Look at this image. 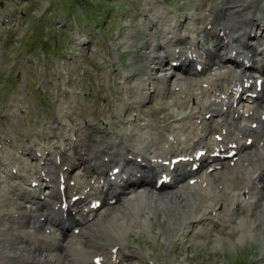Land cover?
Returning <instances> with one entry per match:
<instances>
[{"label": "bare ground", "instance_id": "bare-ground-1", "mask_svg": "<svg viewBox=\"0 0 264 264\" xmlns=\"http://www.w3.org/2000/svg\"><path fill=\"white\" fill-rule=\"evenodd\" d=\"M146 3L145 14L152 8L158 10L154 15L148 13V17L153 24L151 29L158 31L160 37L151 35L155 39L149 41L151 54L146 59L150 64L132 72L150 83L149 88L138 90L140 101L153 98L151 87L165 89L160 100L175 110V115H169L173 119L161 124L146 120V114H138L124 122L123 113L115 111L111 120L100 126L92 120L78 122L72 113L66 119L68 124L49 126L59 130L55 141L45 142V157L43 153L39 156L41 149L37 146L31 150L33 163L24 153L15 162H5L2 166L10 169L6 176L20 178L10 184L8 192L23 212H8L5 202L8 195L4 191V196L0 194V210L5 211H0V234H12L0 237V264H106L107 260L123 264L128 237L135 224L143 228L153 220H162L163 228L169 230L183 212V223L176 231L181 242L192 239L188 232L193 226L206 236L216 235L221 241L223 234L213 225L224 212L237 218L238 205L245 201L251 206L257 204L255 209L264 215V145L261 144L264 143V80L261 89L256 83L257 77L264 79L263 34L248 42L244 39L248 36L246 25L237 34L233 29L239 26L229 24V36L218 45L220 31L209 27L212 14L207 17V23L199 26L195 21L200 17L198 13H190L194 26L190 33L180 34L179 21L169 6L155 0ZM168 19L172 21L167 23ZM188 48L202 49L204 59L188 62L184 56ZM168 56L170 61L165 63ZM175 59L187 64L188 69L185 72L174 69L171 61ZM173 84L177 85V91L170 98ZM249 91L257 94L251 95ZM240 97H245L247 103L239 104ZM129 98L131 105L124 107L135 106L134 95ZM118 125L122 128L115 131ZM248 138L252 139L251 143L247 142ZM199 149H205L206 153L197 158ZM233 149V156L225 155ZM213 153L216 155L212 156ZM178 155L188 159L179 161L174 169L163 162ZM195 162L200 165L193 169ZM74 164L77 170L71 173L69 168ZM13 167L17 169L15 172ZM116 167L118 171L114 170ZM42 169L51 184L50 190L55 191V196L45 194L49 203L47 212L36 205L35 194L41 186L32 184L34 180L40 184L44 178ZM165 171L171 174L172 181H162L158 186V178ZM77 194V199H73ZM98 199L101 204L96 206ZM59 203L61 212L53 209ZM107 211L113 213L109 218L103 214ZM60 214L70 220L69 231L64 229ZM93 216L100 218L97 222L102 233H107L105 240L86 226L89 221L86 218ZM245 220L242 218L237 224L239 237L246 233L255 235V219L249 218L252 226H247ZM110 227L111 231L107 232ZM167 248L172 256L182 249L175 241ZM135 251L132 247V252ZM97 256L99 261L95 260Z\"/></svg>", "mask_w": 264, "mask_h": 264}, {"label": "rangeland", "instance_id": "rangeland-1", "mask_svg": "<svg viewBox=\"0 0 264 264\" xmlns=\"http://www.w3.org/2000/svg\"><path fill=\"white\" fill-rule=\"evenodd\" d=\"M146 1L0 0V194L6 192L8 195L5 201L8 212H23L8 192L10 184L16 183L20 178L18 175L7 177L6 173L10 169L2 165L8 161L15 162L22 153L33 163L31 150L37 146L41 149L39 156L43 153L42 156L45 157V142L48 139L55 141L59 130L57 127L52 129L50 125L60 122L68 124L66 119L72 113V117L74 115L78 122L92 120L100 126L109 122L115 111L123 113L124 122L133 120L138 114H146V120L153 119V122L161 124L173 119L169 115H175V110L165 106L160 100L165 89L151 87L153 98L147 102L140 101L138 93L144 86L145 89L149 88L150 83L142 81L139 75L132 72V69L144 68L150 64L146 60L151 54L149 41L155 39L152 34L159 36L158 31L151 29L153 24L148 17L158 10L152 8L149 14H145ZM155 1L169 6L173 11L179 21L180 34L190 33L194 26L190 13H198L200 17L195 21L199 26L207 23V17L212 14V24L209 27L216 32L220 31L218 45L229 36L231 24L239 26L233 29L237 34L246 25L248 36L244 39L249 42L263 34L261 47L264 46V0ZM205 7L209 10H205ZM157 21L158 19L154 23ZM171 21L168 19L167 23ZM186 51L184 56L187 60L190 52H197V61L204 59L202 49L188 48ZM176 55L180 53L174 56ZM169 57L165 59V63L170 61ZM173 61L177 60H172L171 64ZM175 65L176 70L185 72L188 69L184 64ZM180 66H186V69L179 68ZM169 90V97H174L177 85L173 84ZM128 94L134 95L135 106L131 108L128 105L124 107L125 104L131 105ZM244 99L245 97H240L239 104L247 103ZM121 128L118 125L114 130ZM259 136L261 138L263 133L260 132ZM261 144L264 145L263 141ZM52 150L55 151L56 147ZM66 152L67 149L64 154ZM16 170L13 167V171ZM76 170V164L69 168L71 173ZM52 172L56 171L52 169ZM42 175L44 178L40 183L47 187L42 186L35 194L38 199L36 205L41 211L47 212L49 203L45 194L55 196V191L50 190L51 184L45 170ZM62 188L66 190L64 183ZM56 197H59L57 192ZM244 202L238 205L240 215L237 218L224 212L213 225L216 231L222 232L221 241L216 235L206 236L199 227L193 226L188 232L192 239L181 242L176 231L183 223V212L169 230L163 228L162 220H153L151 225L143 228L135 224L128 237L123 264H264V215L255 209L257 204L251 206ZM53 209L61 212L60 203ZM103 214L108 218L113 215L111 211ZM58 216L64 221V229L69 231L70 220L65 219L62 214ZM94 217L86 218L89 220L86 226L99 232L100 237L105 240L107 233H102L97 222L100 218ZM242 218L246 219L247 226H252L249 218L255 219V235L246 233L239 237L240 227L237 224ZM111 229L112 227L107 232ZM0 235L12 236L11 233ZM173 241L180 243L183 250L180 249L172 259L167 246ZM132 247L137 251L132 252ZM107 261L109 263L106 264H116Z\"/></svg>", "mask_w": 264, "mask_h": 264}]
</instances>
